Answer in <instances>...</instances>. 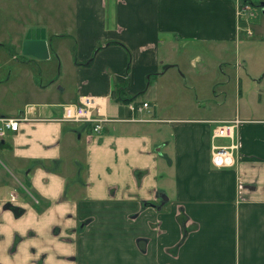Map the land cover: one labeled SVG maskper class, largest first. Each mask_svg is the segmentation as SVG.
Returning a JSON list of instances; mask_svg holds the SVG:
<instances>
[{
  "label": "crops",
  "instance_id": "obj_1",
  "mask_svg": "<svg viewBox=\"0 0 264 264\" xmlns=\"http://www.w3.org/2000/svg\"><path fill=\"white\" fill-rule=\"evenodd\" d=\"M241 1L59 0L13 30L44 29L49 58L23 55L0 114L29 118L0 140V264H264L262 99L243 108L236 76L232 106L177 61L236 41ZM85 96L111 120L98 134L62 120ZM235 118L236 163L217 169L212 130Z\"/></svg>",
  "mask_w": 264,
  "mask_h": 264
},
{
  "label": "rangeland",
  "instance_id": "obj_2",
  "mask_svg": "<svg viewBox=\"0 0 264 264\" xmlns=\"http://www.w3.org/2000/svg\"><path fill=\"white\" fill-rule=\"evenodd\" d=\"M31 1L23 0L21 7L19 0H15V2L14 0H4L5 6L0 7V114H5L6 107L20 100L19 94L15 90L18 79L15 67L17 63L25 59L22 54V45L16 39L20 24L24 25L26 22L36 19L38 15H41L45 21H55V16H61L56 12L60 9L57 5L54 6L59 0H38V6H35L33 2L31 4ZM71 1L73 0H66L68 3ZM250 2V6L255 10V17L251 18L247 24L251 30L250 35L242 31L236 41L226 43L221 47L216 45L209 48L192 46V51L179 54L177 57V61L181 63L182 72L187 73L185 76L189 83L190 81L196 83L200 80H211L212 83H208V87L215 86L219 90L218 93L223 90L231 100L232 106H234L235 77L240 78L242 90L240 105L243 108L247 106L248 109L253 108L250 100L254 102L258 97H261L264 106V16L258 8L261 0ZM13 7H15V11H13ZM45 7L46 9H44ZM65 9H69V7ZM39 10L40 14H37ZM68 26L69 24L65 23L64 27L60 29L61 32H65ZM13 30H15L16 38L12 37ZM43 63L37 64V66L40 67L44 65ZM202 67L206 70L204 77L198 73ZM169 70L168 74L174 72V70ZM180 77L181 74L177 72L172 78V84L180 85L182 83ZM217 101H221V98Z\"/></svg>",
  "mask_w": 264,
  "mask_h": 264
},
{
  "label": "built area",
  "instance_id": "obj_3",
  "mask_svg": "<svg viewBox=\"0 0 264 264\" xmlns=\"http://www.w3.org/2000/svg\"><path fill=\"white\" fill-rule=\"evenodd\" d=\"M255 17V10L247 3L238 2L237 18L241 31L251 34L248 23ZM99 99L93 96L80 97L77 104H68L63 106L62 120L66 122L89 125L93 133H100L103 124L111 120L102 117L98 109ZM149 108L148 103H142L134 106L137 113H142ZM29 118L0 116V140L7 132H16L21 122L28 121ZM242 121L235 118L227 122L216 123L211 135V164L217 169L231 168L235 165V155L238 154L240 142L238 130ZM13 200V196L11 195Z\"/></svg>",
  "mask_w": 264,
  "mask_h": 264
},
{
  "label": "water",
  "instance_id": "obj_4",
  "mask_svg": "<svg viewBox=\"0 0 264 264\" xmlns=\"http://www.w3.org/2000/svg\"><path fill=\"white\" fill-rule=\"evenodd\" d=\"M258 8L264 16V2H260ZM22 54L37 60H46L49 58L47 42L45 40V31L42 28H30L26 31L22 42ZM162 200H167L163 195Z\"/></svg>",
  "mask_w": 264,
  "mask_h": 264
},
{
  "label": "trees",
  "instance_id": "obj_5",
  "mask_svg": "<svg viewBox=\"0 0 264 264\" xmlns=\"http://www.w3.org/2000/svg\"><path fill=\"white\" fill-rule=\"evenodd\" d=\"M124 102H130V100L129 101H124Z\"/></svg>",
  "mask_w": 264,
  "mask_h": 264
},
{
  "label": "flooded vegetation",
  "instance_id": "obj_6",
  "mask_svg": "<svg viewBox=\"0 0 264 264\" xmlns=\"http://www.w3.org/2000/svg\"><path fill=\"white\" fill-rule=\"evenodd\" d=\"M25 36V35H24ZM23 42V41H22ZM22 45V44H21Z\"/></svg>",
  "mask_w": 264,
  "mask_h": 264
}]
</instances>
